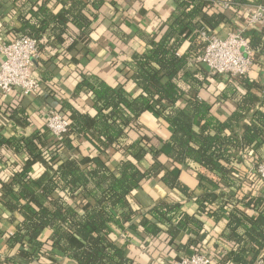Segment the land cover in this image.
<instances>
[{
    "label": "trees",
    "instance_id": "1",
    "mask_svg": "<svg viewBox=\"0 0 264 264\" xmlns=\"http://www.w3.org/2000/svg\"><path fill=\"white\" fill-rule=\"evenodd\" d=\"M172 1L175 9L168 19L160 20L152 31L139 32L146 49L130 62L139 94L89 75L81 86L93 93L97 114L91 116L63 102L72 119L62 138H52L48 129L46 135L33 131L19 138L0 134V147L24 151L31 157V166L41 162L45 167L36 177L18 172L10 182H1L0 203L21 219L9 235V252L0 264H59L58 254L76 264H133L126 254L128 241L120 244L110 237L116 230L125 237L130 231L153 238L165 225L172 238L181 231L188 234V246L196 250L206 233L205 221L199 217L218 224L225 215L220 239L230 245L212 256L214 264L215 259L223 264H254L260 255L264 257V182L258 176L239 183L233 175L240 165L250 169L264 162V79L211 73L197 60L206 46L202 32L219 35L224 23L234 28L231 13L236 17L244 5L264 4V0H225L228 9L217 6L220 0ZM104 4L105 0H13L21 11L20 36L40 41L48 33L51 44L63 43L69 33L74 43L86 39ZM58 5L62 8L56 12ZM243 35L255 65L263 66L259 61L264 55L263 30H245ZM207 89L220 92L207 99L201 94ZM31 98L23 96L21 105L11 108V116L27 122L25 105ZM226 100L234 101L236 108L220 118L214 108ZM147 110H154L170 126L168 152L166 141L156 145L154 135L141 126L140 117ZM129 129H140L141 143H123ZM86 136L103 148L123 150L126 156L115 164L99 156L81 159L75 155V141ZM163 156L196 172L202 192L196 194L169 170ZM145 162L142 168L140 163ZM154 177L193 200L198 213L186 211L174 223L184 202L171 198L145 203L139 192ZM238 202L256 216L238 208Z\"/></svg>",
    "mask_w": 264,
    "mask_h": 264
},
{
    "label": "crops",
    "instance_id": "2",
    "mask_svg": "<svg viewBox=\"0 0 264 264\" xmlns=\"http://www.w3.org/2000/svg\"><path fill=\"white\" fill-rule=\"evenodd\" d=\"M61 8L62 5H58L55 11L58 12ZM174 9L175 4L172 0H105L101 12L94 20L92 31L86 39L74 43L73 34L69 33L65 35L63 43L51 44L49 41L51 34L45 33L39 41V44L42 42L43 47L39 46L40 53L34 63L35 75L40 81V89L32 95V102L31 99H28L26 101L28 103L25 105L29 112V119L23 123L19 118L11 116V108L21 105L22 97L19 92L12 91L8 95L0 93V134L7 138L10 136L16 138L29 136L33 131H39L46 135L48 131L45 126V117L50 111H60L71 122L72 112L63 102H68L77 110L95 116L97 110L94 107L93 93L81 86L85 77L89 75L100 77L112 87L124 86L132 95L139 94L140 90L132 80L133 70L130 66L132 56L146 49V42L139 37V32L154 30L160 20L168 19L173 14ZM20 14L21 11L13 5V0H0V44L10 42L20 36L22 26L19 19ZM231 15L233 17L232 22L236 25L237 16L234 17L233 13ZM69 26L71 31L78 32L77 27ZM235 28V26L230 28L224 23L218 34L224 37ZM259 29L264 32L263 27ZM118 31L123 32V35H117ZM72 42L74 43L73 46L71 45ZM259 61L264 65V55ZM257 67L261 71L257 72L255 76L264 79L261 66ZM219 92V90L213 92L207 89L202 90L201 94L207 99H212V94L217 95ZM235 108L236 103L234 101L226 100L218 102L214 111L218 117L226 118ZM139 121L147 133L154 135L153 140L156 145L161 144L160 140L166 141L165 151L168 152L171 128L163 118L154 110H147L141 115ZM139 132L140 129L138 131L129 129L123 143H141L142 136ZM75 146V155L81 159L99 156L103 160L115 164L126 156L123 150L101 147L90 136L76 139ZM30 161L31 157L26 152L16 151L9 146L1 145L0 195H3L1 182H10L14 174L24 172L25 175L36 177L45 170L41 162H36L31 166ZM163 161L166 163V167L179 175L180 179L192 191L196 194L202 192L196 172L186 170L180 165H174L167 161L164 156ZM146 165L147 162L140 163L142 168H146ZM239 169L240 172H245L247 166L240 165ZM139 194L147 204L171 198L184 202L185 208L179 213L174 223L186 211L190 215L198 213L197 204L193 200L189 201L180 191L167 187L160 181V177H154L145 182ZM237 206L245 213L253 217L256 216V212L247 207L245 203L238 202ZM13 217L15 218L13 219ZM199 218L205 221L204 230L206 231L201 239L200 247L209 248L211 256L223 253L224 248L226 249L228 244L230 245V242L227 241L221 243L220 239V234L226 226L227 215L218 224H215L210 218ZM20 219L18 213L10 211L0 203V260L7 258L9 252L8 238L14 232ZM48 235L49 233L46 232L44 238ZM110 237L118 240L120 244L125 240L128 241L126 254L133 260V264H173L181 257L194 251L192 246H188L190 240L188 234L181 231L175 238H172L165 225H161L159 234L153 238L147 237L142 232L130 231L125 237L121 230H116ZM215 247H218V250H215ZM56 260L59 264H76L66 255L58 254ZM215 262L216 264H223L216 259ZM5 264L12 263L6 262Z\"/></svg>",
    "mask_w": 264,
    "mask_h": 264
},
{
    "label": "built area",
    "instance_id": "3",
    "mask_svg": "<svg viewBox=\"0 0 264 264\" xmlns=\"http://www.w3.org/2000/svg\"><path fill=\"white\" fill-rule=\"evenodd\" d=\"M218 7L229 8V3L220 0ZM236 28L230 30L224 37L217 34L202 32L206 46L197 60L204 64L211 73L228 75L232 78L255 76L258 69L253 60V50L243 32L250 29L264 28V4L250 3L239 11ZM39 41L28 35L0 44V93L8 95L17 91L23 96H32L40 89V81L35 75V60L39 56ZM264 72V66L262 67ZM69 119L60 111H50L45 117V126L52 138L60 139L68 131ZM246 176L240 171L233 172L235 178L242 183L245 178L260 177L264 182V162L256 167L246 169ZM173 264H214L210 250L199 247ZM254 264H264L260 255Z\"/></svg>",
    "mask_w": 264,
    "mask_h": 264
},
{
    "label": "rangeland",
    "instance_id": "4",
    "mask_svg": "<svg viewBox=\"0 0 264 264\" xmlns=\"http://www.w3.org/2000/svg\"><path fill=\"white\" fill-rule=\"evenodd\" d=\"M263 66H264V65H263ZM263 66H261V68H262Z\"/></svg>",
    "mask_w": 264,
    "mask_h": 264
}]
</instances>
